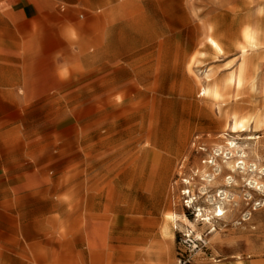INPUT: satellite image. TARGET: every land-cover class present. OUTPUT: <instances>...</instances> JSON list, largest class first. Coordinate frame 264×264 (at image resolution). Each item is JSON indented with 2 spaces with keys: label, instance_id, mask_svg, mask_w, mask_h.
Wrapping results in <instances>:
<instances>
[{
  "label": "rangeland",
  "instance_id": "obj_1",
  "mask_svg": "<svg viewBox=\"0 0 264 264\" xmlns=\"http://www.w3.org/2000/svg\"><path fill=\"white\" fill-rule=\"evenodd\" d=\"M126 1L127 15L121 21L115 9L111 32L113 0L99 1L63 30L62 45L46 47L37 31L10 49L14 63L0 56V264H85L80 226L108 244L98 251L100 264H118L114 240L127 234L142 236L129 264H264V194L249 189L246 177H236L238 186H206L209 195H240L220 203L226 218L208 224L196 222L198 209L214 207L201 179L183 194L194 163L203 166L216 151L220 164L244 154L248 167L264 168V125L255 124L264 117L262 70L253 87L232 85L228 102L217 104L200 87L207 72L227 79L235 52L215 58L205 51L191 75L165 63V53L179 48L199 56L203 23L223 44L248 23L264 32V0ZM114 88L124 95L122 110L104 111ZM234 119L245 120L243 132H230ZM165 157L174 221L165 218V202L157 203ZM128 204L136 210L126 213Z\"/></svg>",
  "mask_w": 264,
  "mask_h": 264
},
{
  "label": "bare ground",
  "instance_id": "obj_2",
  "mask_svg": "<svg viewBox=\"0 0 264 264\" xmlns=\"http://www.w3.org/2000/svg\"><path fill=\"white\" fill-rule=\"evenodd\" d=\"M121 4L115 5V0L111 3V10L109 12V32L117 24V15L115 14V9L117 8L118 18L121 21H124L125 16L127 15V6L129 5L128 1L121 0ZM114 4V5H113ZM120 9V11H118ZM122 14V15H121ZM125 24V22H124ZM203 38L196 41L195 47H197L198 55L194 56L191 54V49L185 50L182 48L176 49L175 51H169L166 54L165 63L170 64L175 69H185L188 75H191L194 72V68L198 64L204 63L207 60L205 51H209L215 58H226L230 53L235 52L238 56L234 57L231 62L232 71L230 72L229 77L225 80H221L217 77H214V74L207 72L204 76V87H200L202 93L200 96L206 97L210 96L218 104V102L226 103L229 98L228 91L232 89L240 90L244 85H250L253 87L255 80L259 76V71L262 70V83L264 86V32L261 28H252L248 23L241 29H235L229 35H227L226 44L220 42L217 36V31L215 27L211 24L203 23ZM117 88H114L108 93L104 101V111H107L108 108L111 110H122V103L124 95L117 94ZM198 91V93H199ZM235 118V116H234ZM245 120L241 119L237 121L234 119L233 125L230 128L231 133L243 132L245 128ZM255 124L264 125V117L261 119L259 116L255 120ZM108 129L106 133H108ZM208 142V141H207ZM230 148L235 147L232 142L227 144ZM215 152L213 157H209L202 161L203 166L198 167L197 162H195V169L192 170V175L190 179L183 180L184 184L187 186L184 189L183 194L191 195L193 192L194 186V177H199L201 179V193L203 196H206L207 202L210 206H214L212 210L210 209H198L196 215V222L203 221L205 223H211V219H223L226 218V211L220 203L230 202V198L233 197L234 201L240 199V195L236 193L233 196L228 195L225 190H216L215 194L209 195L210 192L207 191L206 186L210 188L218 187V181H223L227 187L238 186L239 181L236 180V177H241L245 179V182H248L249 189H254L260 193L264 194V183L259 179L264 177V168L257 167L256 165L251 168L248 167L246 162V157L244 154L238 156V158H233L225 156V161L223 164L218 163L219 154ZM154 158H159L160 154L151 150L149 153ZM257 157V153H254ZM188 157H191V153L188 154ZM184 163L178 170V175H182L184 171ZM171 170V159L165 157L163 159V164L161 167L162 177L159 179L157 186V203L160 201L165 202V207L169 211L166 214V219L174 221L176 216L170 211L172 208L173 201L170 199V193L167 191V176ZM227 173L228 176H224ZM260 175L259 179L256 177ZM96 193L100 192L98 189L94 190ZM107 198V197H106ZM107 200V199H106ZM194 197L190 196V204H193ZM158 205V204H157ZM107 210V209H105ZM125 212H134L136 209L128 204L125 207ZM84 217L81 196H79L78 207H77V222L81 223L82 218ZM184 221H187L184 219ZM192 225V224H191ZM98 230L93 231V236L84 234L81 226L78 231V242L81 245L87 244L88 252L86 253L85 264H100L99 261V249L108 247L104 240V237L100 236ZM142 240L141 235L127 234L122 238H115V242L120 244L118 248L120 249L121 258L118 259L119 263L129 264L135 261L136 250L135 247ZM99 242V243H98ZM124 245V246H123ZM100 246V247H99ZM120 260V261H119Z\"/></svg>",
  "mask_w": 264,
  "mask_h": 264
},
{
  "label": "crops",
  "instance_id": "obj_3",
  "mask_svg": "<svg viewBox=\"0 0 264 264\" xmlns=\"http://www.w3.org/2000/svg\"><path fill=\"white\" fill-rule=\"evenodd\" d=\"M99 1L105 0H0V47L7 49L0 53L2 62L14 63L10 49L33 40L37 31L45 33L41 40L49 42L46 47L62 45L63 30L76 26L80 10L94 8Z\"/></svg>",
  "mask_w": 264,
  "mask_h": 264
}]
</instances>
